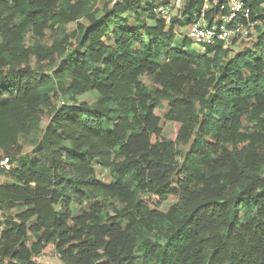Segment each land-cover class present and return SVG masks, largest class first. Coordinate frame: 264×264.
I'll return each instance as SVG.
<instances>
[{
    "label": "trees",
    "instance_id": "1",
    "mask_svg": "<svg viewBox=\"0 0 264 264\" xmlns=\"http://www.w3.org/2000/svg\"><path fill=\"white\" fill-rule=\"evenodd\" d=\"M156 2L0 0V264L51 247L62 264H264V30L254 51L199 52L174 31L202 0L169 24Z\"/></svg>",
    "mask_w": 264,
    "mask_h": 264
},
{
    "label": "built area",
    "instance_id": "2",
    "mask_svg": "<svg viewBox=\"0 0 264 264\" xmlns=\"http://www.w3.org/2000/svg\"><path fill=\"white\" fill-rule=\"evenodd\" d=\"M118 1L121 0H111V4ZM187 1L189 0H158L152 12L169 24L173 17L182 18ZM262 3L264 1L260 4ZM262 24L263 20L259 19L258 12H252L250 0H202L201 9L194 21L176 29L192 44L197 45L199 52H206L215 45H220L229 55H233L245 48L244 40L249 38L256 25ZM11 167L7 157L0 159V178Z\"/></svg>",
    "mask_w": 264,
    "mask_h": 264
},
{
    "label": "rangeland",
    "instance_id": "3",
    "mask_svg": "<svg viewBox=\"0 0 264 264\" xmlns=\"http://www.w3.org/2000/svg\"><path fill=\"white\" fill-rule=\"evenodd\" d=\"M104 3H105V0H97V8L99 10H101ZM259 11L261 12V14H264V3L260 4L258 12ZM99 15H101L100 11L98 12V16ZM82 21L85 22V20H82ZM142 21L144 22L145 25H151L152 24V20L147 18L145 15H142ZM128 22L131 26L136 25L135 21L132 18ZM258 26H260V25H258ZM73 28H74V24L68 25L69 31H71ZM260 28L264 30V20H263V24L260 26ZM258 31H259V29H255L252 33H250L249 38H247V40H244L243 45L245 46V49L251 47V49L254 51L255 39L257 37ZM174 32H175V42H176V44H180L183 41L184 36L179 29H176V31H174ZM50 36H51V33L47 32L46 37L43 38L42 40H40V42L42 44L48 46L51 43ZM190 48L198 50V47L195 44L190 45ZM143 80L148 87H151V80L149 77L144 76ZM95 98H96L95 92H89V93H86V94L78 97V99L80 101H84V102H88V103H93ZM62 100L66 103V99L60 93L54 94L53 102H54V105L56 107L61 105ZM167 109H168L167 103H163L162 107L155 109V113L160 117V125H161V129H162V135L165 136L166 138H169V139H175L178 123L165 119L164 114L167 111ZM43 120H44V122H48L49 118L47 116H44ZM243 125L244 126L247 125L246 120L243 121ZM19 140L22 144V153L19 157L29 156L31 151H32V148H33L32 144L35 140V136L33 134L21 135ZM93 165H94L96 177L104 183L110 182L111 179L109 177L107 170L100 167L97 163H94ZM5 181H6V178L2 176L0 178V183H3ZM169 204H170V202H165L160 207L162 209H166V207ZM86 206L87 205H83V208ZM2 219L3 218L1 217V214H0V220H2ZM35 260L39 264H62L59 261L57 253L55 252L53 247L48 248L44 253L37 256L35 258Z\"/></svg>",
    "mask_w": 264,
    "mask_h": 264
}]
</instances>
